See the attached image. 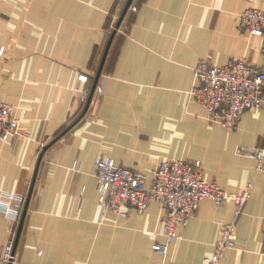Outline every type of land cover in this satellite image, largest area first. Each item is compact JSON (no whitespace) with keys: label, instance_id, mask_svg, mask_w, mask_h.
Returning a JSON list of instances; mask_svg holds the SVG:
<instances>
[{"label":"crops","instance_id":"crops-1","mask_svg":"<svg viewBox=\"0 0 264 264\" xmlns=\"http://www.w3.org/2000/svg\"><path fill=\"white\" fill-rule=\"evenodd\" d=\"M126 1L0 0V100L19 119L18 133L0 138V192L21 196L16 220L0 213V264L9 262L2 258L9 237L12 264H206L235 203L201 200L166 242L156 201L126 217L103 212L99 155L148 183L164 158L200 159L207 181L230 193L251 182L236 218L238 245L217 264H264V169L236 151L264 146V94L231 129L208 120L191 95L201 61L246 57L264 69V34L236 21L244 9L264 11V0H132L92 91Z\"/></svg>","mask_w":264,"mask_h":264},{"label":"built area","instance_id":"built-area-1","mask_svg":"<svg viewBox=\"0 0 264 264\" xmlns=\"http://www.w3.org/2000/svg\"><path fill=\"white\" fill-rule=\"evenodd\" d=\"M237 26L252 35L264 34V11L247 8L237 13ZM0 46V57L4 54ZM196 85L191 90L195 101L205 107L206 118L226 128H234L240 115L246 110L258 108L263 102L264 69L251 63L246 57L230 59L223 65H211L201 61L195 67ZM86 80V75H80ZM19 130V119L13 106L0 100V138L14 136ZM239 154L254 157L256 171L264 169V146H238ZM79 163L73 167L79 169ZM98 201L103 212L126 217L130 210L144 213L150 201L162 208L160 224L166 242L178 237L177 228L186 225L195 213L201 200L209 198L216 204L233 201L236 205L234 218L227 222L216 241L215 250L206 256V264H217L228 248L238 245L235 234L236 218L250 196L251 182L241 192L230 193L204 176L200 159L160 160L153 169L151 182L138 170L123 166L110 156L99 155L94 162ZM21 196L0 192V213L16 220ZM155 250L166 251V243H154ZM260 254L264 256V231ZM14 241L9 237L5 245L3 260L13 261Z\"/></svg>","mask_w":264,"mask_h":264},{"label":"water","instance_id":"water-1","mask_svg":"<svg viewBox=\"0 0 264 264\" xmlns=\"http://www.w3.org/2000/svg\"><path fill=\"white\" fill-rule=\"evenodd\" d=\"M131 1H132V0H127V1H126L125 6H124V8H123L121 14L119 15V17H118V19H117V21H116V23H115V26H114V28H113V30H112V32H111L109 38H108V41H107V43H106V46H105V49H104L103 55H102V57H101V60H100V63H99V66H98V69H97L96 75H95V77H94V83H93L92 91L94 90V88H95V86H96V83H97L98 77H99V75H100V72H101V69H102L103 63H104V61H105V58H106V55H107V52H108L109 46H110L111 41H112V39H113V36H114V34H115L117 28L119 27V25H120V23H121V21H122V18H123V16H124L126 10L128 9V7H129ZM29 196H30V193H29V195H28V197H27L26 204H25V207H24V209H23V213H22V216H21V219H20V222H19L18 232H17V237H18V235H19V233H20V230H21V227H22V223H23V220H24V215H25V212H26V207H27V202H28V200H29ZM8 264H12V261H9Z\"/></svg>","mask_w":264,"mask_h":264}]
</instances>
